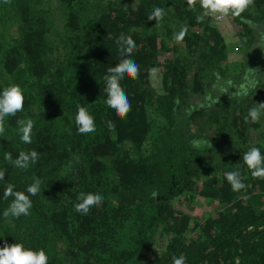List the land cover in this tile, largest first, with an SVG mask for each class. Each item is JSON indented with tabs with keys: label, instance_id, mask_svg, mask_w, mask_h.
Masks as SVG:
<instances>
[{
	"label": "trees",
	"instance_id": "16d2710c",
	"mask_svg": "<svg viewBox=\"0 0 264 264\" xmlns=\"http://www.w3.org/2000/svg\"><path fill=\"white\" fill-rule=\"evenodd\" d=\"M157 7L162 19L149 21ZM202 11L187 0H0V73L12 77L0 79V93L16 85L24 96L23 111L5 117L0 134V247L43 249L48 264H173V257L264 264V179L253 178L243 161L251 147L264 155V110L253 123L246 117L259 107L254 98L188 106L191 93L208 87L207 70L226 68L223 35L211 17L198 22ZM228 17L252 51L245 81L264 65V0ZM122 34L135 41L127 58L139 65L137 79L120 81L131 104L124 119L106 105L104 80L122 58ZM152 68L161 69L162 92L152 87ZM257 88L264 92V82ZM78 107L94 118L95 132L77 131ZM20 119L34 122L30 144L21 140ZM32 150L39 158L27 169L4 158ZM232 171L244 189L232 190L225 176ZM36 178L40 191L29 197V214L4 217L14 199L4 198L6 187L28 195ZM81 193L104 199L82 215L73 210ZM198 195L216 206L203 219L182 208Z\"/></svg>",
	"mask_w": 264,
	"mask_h": 264
},
{
	"label": "clouds",
	"instance_id": "9594fccd",
	"mask_svg": "<svg viewBox=\"0 0 264 264\" xmlns=\"http://www.w3.org/2000/svg\"><path fill=\"white\" fill-rule=\"evenodd\" d=\"M8 3L9 0H4ZM199 2L202 14L197 16V20L202 21L204 17H213L217 20L224 19L229 15L233 17H240L246 8L252 4L253 0H187L189 9H192L196 3ZM164 15V10L157 7L148 16V20L159 21ZM187 34V27H183L178 34H175L174 39L177 42H181ZM116 44L118 50L122 54L120 62L107 70V74L104 76L107 93L106 105L111 108L116 116L120 119L126 118L127 114L131 110V104L128 101V97L121 87L120 81L125 76L131 79H137L139 75V65L130 57L136 47L135 41L131 36L125 37L123 34L117 39ZM158 69L152 68L149 70L150 77L154 78ZM24 96L19 86L13 85L7 87L0 93V134H3L4 120L7 116H15L17 112L23 111ZM264 109V103H259V107H253L249 109L248 117L246 119L255 123L261 116V110ZM75 124L77 131L80 134L86 135L88 133L95 132L94 118L89 114L88 110L84 107H78L75 115ZM109 129L114 128L112 121L106 122ZM19 125V133L21 134V140L24 143L30 144L31 132L34 127V122L31 119L17 120ZM200 141H193V147H199ZM5 160L13 164L14 167L20 169H27L31 164L36 163L38 160V152L32 150L30 152L21 151L17 158L13 161L11 153H5ZM243 161L247 168L250 170L253 178L264 179V155L257 147H251L247 152L243 154ZM227 181L232 187L233 191H240L244 189L246 185L240 179V173L238 171H232L225 174ZM5 177V171H0V181H3ZM41 181L36 178L34 182L26 189L28 195L24 192L14 191L13 185L9 184L4 190V198L8 199L13 197L14 199L9 204L8 208L4 211V217H17L21 215H28L29 210L32 207V201L30 196H35L40 191ZM155 196L156 193H153ZM104 197L99 194L81 193L78 197L79 203L74 204L73 210L76 213L82 215H88L92 207H96L102 204ZM0 264H48V256L43 249L39 251H33L31 249H25L22 244L14 243L7 244L5 242L3 247H0ZM173 264H185L184 258L173 257Z\"/></svg>",
	"mask_w": 264,
	"mask_h": 264
},
{
	"label": "rangeland",
	"instance_id": "374dc122",
	"mask_svg": "<svg viewBox=\"0 0 264 264\" xmlns=\"http://www.w3.org/2000/svg\"><path fill=\"white\" fill-rule=\"evenodd\" d=\"M211 18V22L218 27L226 43V68L224 71L217 69H215L216 71L214 69L207 70L206 79L208 81V87L201 93H191L188 106L191 107L190 105H193L198 108L208 109V107H219L223 103L225 104V102H229V105L235 106L241 102L246 103L248 98L256 99L258 104L264 103V92L261 88H257L259 84L264 82V65L261 71H256V75L255 72L254 74L252 71L249 72L246 76L247 80L244 81L243 76H245L247 68L250 65L246 63L249 62L252 57V51L245 45L246 37L241 38L242 36H239L236 24L229 17H225L221 20H217L213 17ZM257 27L258 29L261 28L259 26ZM262 30L263 29L256 32L255 29L253 33L259 35ZM195 31L200 33L201 28ZM9 34L10 32H8V38ZM256 42L259 41L256 39L251 43L254 45ZM223 64L225 63H221L222 66ZM156 69H158L156 76L154 78L151 77L152 87L154 90L162 92L161 69ZM0 79L2 82H7L10 81L12 77L2 71L0 73ZM222 84H224L222 88L224 90L223 92H227L226 96L223 98L218 96L219 92L222 93V91H220L221 88H218L221 87ZM226 87L229 88L225 89ZM263 110L264 109H262V111ZM262 121L264 122V120ZM197 129L198 128H196V130ZM251 132L252 136L255 137L257 130L251 128ZM196 197V199L190 201L189 204H183L182 208L186 212H190L193 216L203 219L208 214H212L215 211L216 206L214 204H211V202H208L207 199L199 195Z\"/></svg>",
	"mask_w": 264,
	"mask_h": 264
}]
</instances>
